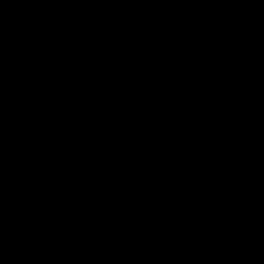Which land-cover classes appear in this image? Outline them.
Segmentation results:
<instances>
[{"label":"water","instance_id":"obj_1","mask_svg":"<svg viewBox=\"0 0 264 264\" xmlns=\"http://www.w3.org/2000/svg\"><path fill=\"white\" fill-rule=\"evenodd\" d=\"M0 264H264V0H0Z\"/></svg>","mask_w":264,"mask_h":264}]
</instances>
